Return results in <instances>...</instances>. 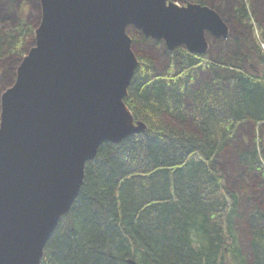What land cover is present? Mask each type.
Wrapping results in <instances>:
<instances>
[{
  "label": "trees",
  "instance_id": "1",
  "mask_svg": "<svg viewBox=\"0 0 264 264\" xmlns=\"http://www.w3.org/2000/svg\"><path fill=\"white\" fill-rule=\"evenodd\" d=\"M220 1L237 30L218 39L215 57L181 46L159 67L153 57L138 56L125 101L147 129L104 142L87 162L80 193L41 264H264V48L253 31L252 0ZM30 30L22 20L0 27L1 71L7 56L27 54ZM244 31L258 50L238 34ZM130 35L133 42L149 39L137 29ZM10 78L6 72L0 81ZM244 126L254 133L252 145L239 135ZM227 148L244 168L238 189L229 187L226 164L219 163ZM250 179L253 196L245 194ZM240 221L247 224V250Z\"/></svg>",
  "mask_w": 264,
  "mask_h": 264
},
{
  "label": "water",
  "instance_id": "2",
  "mask_svg": "<svg viewBox=\"0 0 264 264\" xmlns=\"http://www.w3.org/2000/svg\"><path fill=\"white\" fill-rule=\"evenodd\" d=\"M36 42L0 113V264H41L104 142L144 132L126 104L140 60L129 26L195 54L228 38L209 5L172 0H39ZM134 264V262H132Z\"/></svg>",
  "mask_w": 264,
  "mask_h": 264
},
{
  "label": "rangeland",
  "instance_id": "3",
  "mask_svg": "<svg viewBox=\"0 0 264 264\" xmlns=\"http://www.w3.org/2000/svg\"><path fill=\"white\" fill-rule=\"evenodd\" d=\"M9 1L10 2L12 1V2L10 3ZM172 1L180 5H186L189 2H195L194 0H172ZM231 1L238 3V1L240 0H231ZM208 3H209L208 5L214 8L216 11H218L222 15L224 20L227 22L229 26V30H230L228 37H230L231 34H233V32H235L237 29L235 26H233L232 20L231 19L229 20L227 16L224 13H222L220 6H222L223 3H221L220 0H209ZM263 4H264V0H252V9H253L252 18L254 22L256 21L255 22L256 26L253 25L254 27L253 31L258 39L259 44L260 45L263 44V47H264V40L262 39L263 37L258 27V25L260 24L264 28V5ZM0 7H3L5 11V13L0 14V27L3 26L5 20L7 21V19H11L12 22H14L15 20H22L24 22H27L30 25L31 30L28 33V38H27V42L25 46L26 53H27L28 50L31 47H33L36 42L35 29L38 27L40 20H41V15H42L41 2L39 0H1ZM11 8L12 10L11 12H9V9ZM133 29H136V28L133 26H129L127 31L131 34ZM263 33H264V29H263ZM238 34L243 35L244 40L246 37L248 38L249 41L252 40V46L256 50H258L257 43L253 39L254 37L251 35L250 31H244L242 33L239 32ZM208 41H209V52L213 55V57H215L216 53H218L220 50L219 47H221L219 44V40L214 35L208 34ZM132 48L137 56H139L140 54H143V55L153 57L159 67L165 64L166 54L168 51H170V49L167 47L164 41L161 42V44H157L156 39H152V38H149L143 43L139 41L133 42ZM256 52L257 51H253L252 55L255 56ZM259 54L261 55V52H259ZM23 57L24 55L22 56L12 55L11 58L7 56V59H10V60L3 61V64L1 63L4 71H1V67H0V76H2L3 73L8 72L11 74V78L9 81H4V80L0 81V113H1V107H2V95L7 88H9L11 85L15 83L16 78H17L18 67L21 64ZM255 61L257 60L255 59ZM234 62L238 64L244 61L241 59H237V61L235 60ZM240 131L241 132L239 135L241 136L242 134V137L246 141V144L250 142L252 145L253 140H254L253 138L254 133L252 134L251 128L244 126L243 128L242 127L240 128ZM240 136L238 137V140H240ZM233 145L234 144H231L227 147H234ZM235 152L236 151L233 148L225 149L223 151L222 158H220L219 160V163L220 165H223V163L226 164V166L224 167L226 171L224 170V168L222 169L225 172H227L226 174H228L227 177H228L229 187L238 189L241 186L239 184V181H237L236 175L241 173L244 170V168L242 165H240L238 161V155L236 156ZM254 190H255L254 182L251 181L250 179V182L247 183V191L245 194L247 196H253L255 195ZM245 194L243 193L242 195H245ZM238 224H240L238 225V231L241 236V242L245 250H247V243H248L247 224H243L242 221H240Z\"/></svg>",
  "mask_w": 264,
  "mask_h": 264
},
{
  "label": "bare ground",
  "instance_id": "4",
  "mask_svg": "<svg viewBox=\"0 0 264 264\" xmlns=\"http://www.w3.org/2000/svg\"><path fill=\"white\" fill-rule=\"evenodd\" d=\"M15 82H16V81H15ZM11 86H12V85H11ZM11 86H10V87H11ZM7 89H8V88H7ZM7 89H6V90H7Z\"/></svg>",
  "mask_w": 264,
  "mask_h": 264
}]
</instances>
